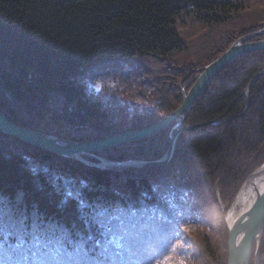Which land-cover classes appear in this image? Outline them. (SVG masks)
I'll return each instance as SVG.
<instances>
[{"label": "trees", "instance_id": "1", "mask_svg": "<svg viewBox=\"0 0 264 264\" xmlns=\"http://www.w3.org/2000/svg\"><path fill=\"white\" fill-rule=\"evenodd\" d=\"M263 24L264 0H0V111L74 141L144 128L179 106L196 68ZM262 68L264 49L217 72L183 125L225 120L181 131L162 164L101 170L0 132L19 147H0V264H226L223 213L264 161V73L244 94ZM87 69L91 90L74 78ZM177 122L80 155L156 160Z\"/></svg>", "mask_w": 264, "mask_h": 264}, {"label": "water", "instance_id": "2", "mask_svg": "<svg viewBox=\"0 0 264 264\" xmlns=\"http://www.w3.org/2000/svg\"><path fill=\"white\" fill-rule=\"evenodd\" d=\"M262 33H264V24L256 30L239 36L212 61L204 66L196 68L194 70L193 80L188 89L185 90L186 92L183 90L181 91L182 101L179 106L165 117L147 127L115 133L95 140L74 141L59 138L13 123L0 111V132L52 154L71 158L85 166L101 170L122 171L165 163L170 159L175 138L181 131L206 125H214L225 120L215 118L195 124L183 125L185 117L194 100L217 72L226 64L245 53L264 49V37L251 40L253 37ZM192 71L193 70H190L189 72ZM263 73L264 68L251 78L244 91L246 96L248 95L251 84ZM175 120H178V122L174 125V133L169 137L168 148L165 153L156 160L108 161L101 159L99 163H93L80 156V154L98 151L120 143L136 141L148 137L163 130ZM213 190L216 193V199L220 205L219 198L217 197V192H219L217 184L214 185ZM223 218L227 229L226 264H257L260 235L264 221V161L248 174L225 215H223ZM253 243L255 246L253 249L252 263H250Z\"/></svg>", "mask_w": 264, "mask_h": 264}, {"label": "rangeland", "instance_id": "3", "mask_svg": "<svg viewBox=\"0 0 264 264\" xmlns=\"http://www.w3.org/2000/svg\"><path fill=\"white\" fill-rule=\"evenodd\" d=\"M222 29H224V28H219V29H217V30H215V31H213V33H212V35L215 33V38H220L219 36L221 35L220 34V30H222ZM227 29H229V28H227ZM222 31H224V30H222ZM226 31V30H225ZM224 31V32H225ZM225 33H227V32H225ZM263 34V33H262ZM262 34H260V35H262ZM221 37H223V36H221ZM239 37V36H238ZM237 37V38H238ZM257 37V38H256ZM215 38L213 37V41H215ZM218 38L216 39V41L218 40ZM236 38V39H237ZM260 38H262V37H258V35L257 36H255V37H253L251 40H257V39H260ZM235 39V40H236ZM234 40V41H235ZM233 41V42H234ZM212 43H215V42H212ZM232 43V42H231ZM230 43V44H231ZM229 44V45H230ZM228 45V46H229ZM90 74H91V71L90 70H85L84 72H82V73H80V74H77L76 76H74V78H75V81L78 83V84H81L83 87H85L87 90H91V89H94V88H96L97 87V85L95 84V83H93V82H90V78H89V76H90ZM184 91V92H186L185 91V89L184 88H182V87H180V92L181 91ZM182 96V95H181ZM175 131V130H174ZM174 133V132H173ZM172 133V134H173ZM0 147H2V148H4V149H6V150H13V151H15V152H18L19 153V147H18V144H17V142L16 141H14L13 139H10V138H8V137H1V140H0ZM24 157H26V158H30V156H27V155H25L24 154ZM84 159V158H83ZM86 160V159H85ZM109 161V160H108ZM100 161H98V162H96V163H99ZM137 169V168H136ZM122 171H124V170H122ZM219 190V189H218ZM218 194H217V197L219 198V202H220V206H221V208L223 209V204H222V202H221V200H220V196H219V192H217ZM214 194H215V197H216V193H215V191H214ZM230 206V205H229ZM229 208V207H228ZM227 208V209H228ZM227 209L225 210V212L223 213V215H225V213H226V211H227ZM223 222H224V218H223ZM224 227H225V229H226V225H225V223H224ZM226 234H227V229H226ZM226 247H227V238H226ZM258 256V255H257ZM227 258V257H226Z\"/></svg>", "mask_w": 264, "mask_h": 264}, {"label": "bare ground", "instance_id": "4", "mask_svg": "<svg viewBox=\"0 0 264 264\" xmlns=\"http://www.w3.org/2000/svg\"><path fill=\"white\" fill-rule=\"evenodd\" d=\"M81 156V155H80ZM261 236V235H260Z\"/></svg>", "mask_w": 264, "mask_h": 264}]
</instances>
